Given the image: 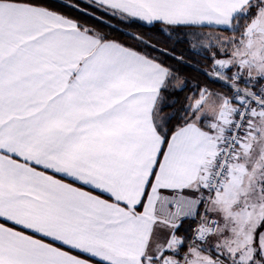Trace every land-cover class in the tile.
Returning <instances> with one entry per match:
<instances>
[{"label": "snow or ice", "instance_id": "snow-or-ice-1", "mask_svg": "<svg viewBox=\"0 0 264 264\" xmlns=\"http://www.w3.org/2000/svg\"><path fill=\"white\" fill-rule=\"evenodd\" d=\"M0 264H264V0H0Z\"/></svg>", "mask_w": 264, "mask_h": 264}, {"label": "trees", "instance_id": "trees-1", "mask_svg": "<svg viewBox=\"0 0 264 264\" xmlns=\"http://www.w3.org/2000/svg\"><path fill=\"white\" fill-rule=\"evenodd\" d=\"M68 2H71V0H68ZM90 23L94 22L90 21ZM110 23L112 27L103 26L102 30L108 32L113 38L124 41L125 43L135 44L136 42L133 41L130 36L124 35V33H130L132 35L143 33L145 36L150 37L153 40L161 39L160 34L153 28V26L150 25H143L142 27H125L115 19L111 20ZM186 48V45L177 46V54L183 53L185 59L189 60L192 63H195V61L198 60L199 64L196 66L202 69L209 66L208 61L204 60L202 56H194L191 52L186 51ZM185 74L190 78H194L195 80L201 82L206 81V77H204L201 73L194 71L192 67H186ZM210 86L217 90L224 91V89L219 84H211ZM185 94L186 93H182L180 98L182 99L183 95Z\"/></svg>", "mask_w": 264, "mask_h": 264}, {"label": "crops", "instance_id": "crops-1", "mask_svg": "<svg viewBox=\"0 0 264 264\" xmlns=\"http://www.w3.org/2000/svg\"><path fill=\"white\" fill-rule=\"evenodd\" d=\"M185 226H187V225H185Z\"/></svg>", "mask_w": 264, "mask_h": 264}]
</instances>
